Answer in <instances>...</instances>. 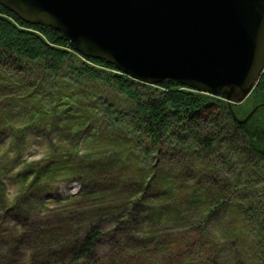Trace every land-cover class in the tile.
I'll return each instance as SVG.
<instances>
[{
    "label": "trees",
    "instance_id": "obj_1",
    "mask_svg": "<svg viewBox=\"0 0 264 264\" xmlns=\"http://www.w3.org/2000/svg\"><path fill=\"white\" fill-rule=\"evenodd\" d=\"M262 104L264 72L230 108L0 5V264H264V107L238 121ZM38 141L49 158L18 167Z\"/></svg>",
    "mask_w": 264,
    "mask_h": 264
},
{
    "label": "water",
    "instance_id": "obj_2",
    "mask_svg": "<svg viewBox=\"0 0 264 264\" xmlns=\"http://www.w3.org/2000/svg\"><path fill=\"white\" fill-rule=\"evenodd\" d=\"M133 80L243 103L264 72V0H0ZM264 104L240 123H247Z\"/></svg>",
    "mask_w": 264,
    "mask_h": 264
},
{
    "label": "clouds",
    "instance_id": "obj_3",
    "mask_svg": "<svg viewBox=\"0 0 264 264\" xmlns=\"http://www.w3.org/2000/svg\"><path fill=\"white\" fill-rule=\"evenodd\" d=\"M56 141L53 139L52 143L54 144ZM80 157L85 156V152L83 150H79L77 153ZM11 158L14 159V154H10ZM49 158V154L47 153H40V154H26L23 163L19 165L18 167H23L25 164L27 165H33L38 164L42 161H45ZM14 171H16L14 169ZM6 193L9 195L6 196V199L9 201V203H12L14 201H18L21 197L20 193V186L19 185H9L6 188Z\"/></svg>",
    "mask_w": 264,
    "mask_h": 264
},
{
    "label": "rangeland",
    "instance_id": "obj_4",
    "mask_svg": "<svg viewBox=\"0 0 264 264\" xmlns=\"http://www.w3.org/2000/svg\"><path fill=\"white\" fill-rule=\"evenodd\" d=\"M45 152V147L41 144L40 141L35 143V146L30 150L29 154H40ZM72 190L71 193H75V186H71ZM64 191V190H63ZM9 228L10 225L5 224L3 227ZM25 255L27 256V252L24 249L19 250L17 253H15V257L11 260H5L4 264H26Z\"/></svg>",
    "mask_w": 264,
    "mask_h": 264
},
{
    "label": "built area",
    "instance_id": "obj_5",
    "mask_svg": "<svg viewBox=\"0 0 264 264\" xmlns=\"http://www.w3.org/2000/svg\"><path fill=\"white\" fill-rule=\"evenodd\" d=\"M72 189H73V188H72ZM72 189H71V190H72ZM74 189H75V191L77 192L79 188H78L77 185H75V188H74Z\"/></svg>",
    "mask_w": 264,
    "mask_h": 264
}]
</instances>
